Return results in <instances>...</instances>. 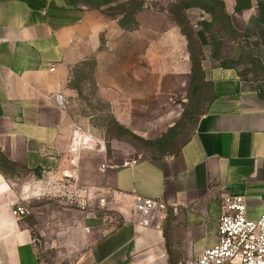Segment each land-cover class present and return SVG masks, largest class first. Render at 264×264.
Masks as SVG:
<instances>
[{
    "label": "crops",
    "instance_id": "obj_1",
    "mask_svg": "<svg viewBox=\"0 0 264 264\" xmlns=\"http://www.w3.org/2000/svg\"><path fill=\"white\" fill-rule=\"evenodd\" d=\"M217 1L233 34L221 27L211 32L219 14L189 6L184 18L198 39L191 51L166 11L139 9L132 26H125L122 17L69 0H0V264H40L22 192L39 193L67 171L91 192L89 212H73L77 220L68 225L74 229L65 238L69 264L192 260L218 244L229 194H242L247 218L260 219L264 81L245 78L238 61L251 51L243 41L253 39L252 60L264 67V22L259 0H248L244 8L240 0ZM87 65L100 98L116 114L125 109L144 115L148 100L168 96L205 100L179 151L110 163L106 173L100 171L104 141L101 149L73 153L68 84L72 69ZM134 195L170 207L143 226L132 207ZM98 198L105 199V208ZM18 205L29 215L15 218Z\"/></svg>",
    "mask_w": 264,
    "mask_h": 264
},
{
    "label": "rangeland",
    "instance_id": "obj_2",
    "mask_svg": "<svg viewBox=\"0 0 264 264\" xmlns=\"http://www.w3.org/2000/svg\"><path fill=\"white\" fill-rule=\"evenodd\" d=\"M240 7L249 6L248 0H240ZM70 3L87 8L101 10L107 16L122 17L121 24L132 26L134 13L143 8L169 12L176 20L180 31L187 40L190 50L196 47L198 39L195 37L184 11L188 6H204L219 14L214 29L228 31V22L222 12V6L217 0H69ZM260 14L264 17V0H259ZM217 25V26H216ZM210 26V27H213ZM242 43V40L240 38ZM243 46L255 51L254 40H244ZM233 45L232 43H228ZM224 46L219 42L218 46ZM227 45V46H230ZM251 51L245 53L241 64L245 78L264 81V67L256 66ZM70 94L65 106L71 115L73 128L79 127L82 132L91 136L93 142L104 141V164L122 165L135 159L145 157H169L176 154L183 142L196 127L201 113L204 111L205 100L182 99L170 97L166 99L148 100L144 115L131 116L128 110L113 109V104L100 98V92L92 81L90 67H75L71 71L68 84ZM191 86L188 97L191 96ZM183 95V93H181ZM68 172V171H67ZM69 173V172H68ZM56 180H63L65 188L47 186L39 193L31 191L21 198L23 205L29 207L28 217L32 224L36 250L40 264H69L71 257H67L69 246L67 238L72 230L68 227L77 218L73 212L82 211L74 201V193L83 186L79 178L59 174ZM83 188V187H82ZM101 198L97 199L99 204ZM105 208V207H104ZM65 209H71V215H64ZM89 212V209H88Z\"/></svg>",
    "mask_w": 264,
    "mask_h": 264
},
{
    "label": "built area",
    "instance_id": "obj_3",
    "mask_svg": "<svg viewBox=\"0 0 264 264\" xmlns=\"http://www.w3.org/2000/svg\"><path fill=\"white\" fill-rule=\"evenodd\" d=\"M99 145V141L93 142L91 136L82 132L79 127L74 128L71 147L73 153L80 149H101L102 146ZM100 171L106 173L108 166L101 165ZM63 175L71 176L68 172H63ZM66 185L63 180L52 179L49 182V186L54 189L65 188ZM90 197V190L80 187L73 196L78 207L84 212H88ZM99 206H106L105 199L100 200ZM224 206L225 212L218 225V244L204 250L198 257L179 264H264V212L258 221L249 220L246 215L245 197L239 193L227 195L224 198ZM132 207L141 218L142 225L149 226L153 216L166 212L170 205L167 201L134 195ZM172 208L176 213V207ZM12 214L15 218L23 219L29 215V211L18 205Z\"/></svg>",
    "mask_w": 264,
    "mask_h": 264
},
{
    "label": "trees",
    "instance_id": "obj_4",
    "mask_svg": "<svg viewBox=\"0 0 264 264\" xmlns=\"http://www.w3.org/2000/svg\"><path fill=\"white\" fill-rule=\"evenodd\" d=\"M189 7V6H188ZM188 7H186V8H188ZM261 21H263L264 22V17H261Z\"/></svg>",
    "mask_w": 264,
    "mask_h": 264
}]
</instances>
